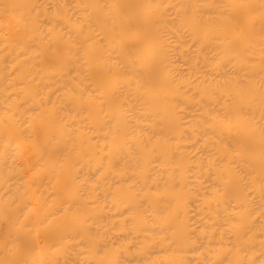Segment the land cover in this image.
<instances>
[{
  "label": "bare ground",
  "instance_id": "6f19581e",
  "mask_svg": "<svg viewBox=\"0 0 264 264\" xmlns=\"http://www.w3.org/2000/svg\"><path fill=\"white\" fill-rule=\"evenodd\" d=\"M0 264H264V0H0Z\"/></svg>",
  "mask_w": 264,
  "mask_h": 264
}]
</instances>
